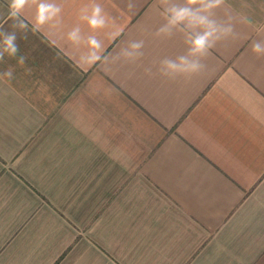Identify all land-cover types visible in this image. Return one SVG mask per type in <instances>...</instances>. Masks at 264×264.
<instances>
[{
    "label": "crops",
    "instance_id": "obj_1",
    "mask_svg": "<svg viewBox=\"0 0 264 264\" xmlns=\"http://www.w3.org/2000/svg\"><path fill=\"white\" fill-rule=\"evenodd\" d=\"M52 2L59 23L33 33V0L17 57L0 60L14 69L0 76V264H264V57L250 47L264 0L215 10L239 38L218 41L190 79L157 72L187 52L183 34L153 35L160 0ZM96 3L104 29L80 18ZM77 26L103 43L94 64L68 37ZM140 39L142 60L112 61Z\"/></svg>",
    "mask_w": 264,
    "mask_h": 264
},
{
    "label": "clouds",
    "instance_id": "obj_2",
    "mask_svg": "<svg viewBox=\"0 0 264 264\" xmlns=\"http://www.w3.org/2000/svg\"><path fill=\"white\" fill-rule=\"evenodd\" d=\"M33 0H10L8 20H12L11 33L0 27V60H3L5 54L16 58L19 47L16 43V31L27 32L29 30V21L23 17L26 6ZM225 0H185L184 4L175 3L174 0H160L162 9L160 15L165 23L162 24L154 33L155 37L171 39L176 33L184 36V43L187 45V52L177 56L175 59L165 57L159 61L157 72L160 76L168 79L184 77L190 79L193 75L200 73L206 68L202 59L207 56L210 49L214 48L216 43L222 39L231 37L238 39L239 33L235 31L234 18L227 16L226 20L218 21L213 18L215 10L224 5ZM37 11L35 21L32 23L31 31L35 33L43 25L52 21L59 23L61 7L52 2V0H36ZM129 9L134 5L129 2ZM81 20L86 21L93 30L104 29L108 25V18L104 14L102 6L98 3L93 4L90 14L84 10ZM27 21V22H26ZM261 30H258V34ZM69 39L80 44L84 42L89 51L81 57L83 64H94L101 59L103 53V43L94 35L85 38L77 26L68 33ZM26 38V37H25ZM145 41L129 40L125 45L115 53L112 61L123 59L125 62L135 63L144 57ZM251 51L257 57H264V38L256 39L251 42ZM26 58L19 56L17 63L24 65ZM147 75H154L152 67H144ZM14 69L0 73V76L13 78Z\"/></svg>",
    "mask_w": 264,
    "mask_h": 264
}]
</instances>
